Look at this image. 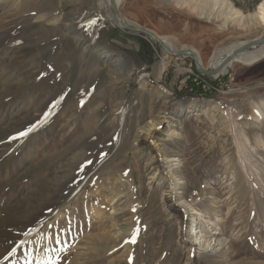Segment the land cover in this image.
I'll return each instance as SVG.
<instances>
[{"label":"rangeland","instance_id":"1","mask_svg":"<svg viewBox=\"0 0 264 264\" xmlns=\"http://www.w3.org/2000/svg\"><path fill=\"white\" fill-rule=\"evenodd\" d=\"M184 1L120 5L158 30L155 10ZM91 3L0 0V264H264V59L171 96L127 71V29ZM205 26L206 68L264 33L222 5Z\"/></svg>","mask_w":264,"mask_h":264},{"label":"crops","instance_id":"2","mask_svg":"<svg viewBox=\"0 0 264 264\" xmlns=\"http://www.w3.org/2000/svg\"><path fill=\"white\" fill-rule=\"evenodd\" d=\"M186 4L167 3L166 8L168 13L165 18H163V14L158 10H155V17L161 21L158 22V30H154L151 27L150 29L161 36L166 35L167 38L169 37L168 41L176 39L177 35H179L185 44L175 46L171 45L168 41L167 43L180 49L183 47L202 48L204 49L202 53L198 51L201 55L206 56L209 51H205V49L214 47L219 38L218 36L211 37L209 34H206L205 24L219 26L221 4ZM228 5L237 8L236 3H228ZM223 6L226 8V5ZM243 6H245V3ZM120 8L124 11L123 13L128 21L131 22L129 15L135 12L134 5L132 3H123V5H120ZM146 27L149 26L146 25ZM120 32V35L118 33L119 37L122 39L127 37L130 41L122 43L120 39H117L114 40L113 46L122 53V57L130 59L127 71L134 76L136 81H140L146 85L154 83L163 86L168 89L171 96H177L179 93L182 95L188 92L186 89H183L185 81H187L183 77H185V69L188 66L193 65L195 67L192 57L175 58L168 56L148 37L127 30H120ZM185 96L188 97L189 94H185Z\"/></svg>","mask_w":264,"mask_h":264},{"label":"bare ground","instance_id":"3","mask_svg":"<svg viewBox=\"0 0 264 264\" xmlns=\"http://www.w3.org/2000/svg\"><path fill=\"white\" fill-rule=\"evenodd\" d=\"M120 1L121 0H117L118 5H120ZM181 1V0H180ZM184 1V0H183ZM94 3H91V5L93 4L95 9L103 13H109V15L111 17L114 18V20L120 24V20L119 18L116 16L113 7L111 5V1L110 0H93ZM194 2H202V3H215V4H221L226 5V10L227 12L232 16V19L235 21V23H237V25L239 26H245V27H254L255 25H264V0H261L259 2V4L257 5V8L254 12L251 13H244L243 11H241L239 8H235L232 5H228V3H232L229 0H185L184 3H194ZM180 3V2H179ZM184 5V4H183ZM188 5V4H186ZM196 5V4H195ZM220 5V6H221ZM214 6V4H213ZM189 8V7H188ZM221 11V10H220ZM224 17V16H223ZM222 17V18H223ZM127 19V18H126ZM226 19V17H225ZM231 19V18H230ZM128 20V19H127ZM229 20H227L228 22ZM233 22V21H232ZM225 23V21H224ZM43 25V24H42ZM159 35V34H158ZM161 36V35H160ZM166 42L168 41L169 37L167 38L166 35L165 36H161ZM249 38H244V39H239L236 40L235 42L231 43L230 45H228L227 47L223 48L222 50H220L217 54H214V56L211 57V62L214 63L213 68L214 67H218L219 65H221V63H223V61L226 59V57L231 54L236 48L240 47L241 45L247 43V41H249ZM169 42V41H168ZM174 48V47H173ZM194 49V48H193ZM195 50L199 53L200 56V52L198 51V49L195 48ZM264 59V45H260V46H256V47H252L244 52L239 53L232 61H230L218 74L216 75H220L222 73H225L229 67L235 65V64H244V65H253L255 63H257L258 61ZM118 61V60H117ZM200 61L202 62V65L205 67L203 60L200 57ZM164 66V64H163ZM206 68V67H205ZM215 75V76H216ZM261 104V103H260ZM259 107L256 106L255 107V111L260 112L259 111ZM256 112V113H257ZM195 114L200 115V111H196ZM170 160H174V159H170ZM200 216V215H199ZM199 216H195L194 217V221H193V226L191 228L192 232L189 233L190 236L193 235H198V226L197 224H195L198 220H199Z\"/></svg>","mask_w":264,"mask_h":264},{"label":"water","instance_id":"4","mask_svg":"<svg viewBox=\"0 0 264 264\" xmlns=\"http://www.w3.org/2000/svg\"><path fill=\"white\" fill-rule=\"evenodd\" d=\"M113 10L116 16L120 20V25L133 32L141 33L150 37L154 41H156L159 46L169 55L172 56H192L194 59V64L198 72L205 74V75H216L218 74L230 61H232L239 53L244 52L252 47L264 45V33L255 38H251L247 43L241 45L240 47L236 48L231 54H229L226 59L219 65L218 67L214 68H205L200 61L199 53L193 48H186V49H177L173 48L172 46L168 45V43L156 32L152 29L142 26L133 24L126 19L122 11L120 10V5H118L117 0H110Z\"/></svg>","mask_w":264,"mask_h":264},{"label":"built area","instance_id":"5","mask_svg":"<svg viewBox=\"0 0 264 264\" xmlns=\"http://www.w3.org/2000/svg\"><path fill=\"white\" fill-rule=\"evenodd\" d=\"M207 77H213L218 79L220 75L207 76L202 73H199L193 66H189L185 69V78L187 80L192 79L196 84L202 86L204 89L209 92H215L218 90V87L211 82H208Z\"/></svg>","mask_w":264,"mask_h":264},{"label":"snow or ice","instance_id":"6","mask_svg":"<svg viewBox=\"0 0 264 264\" xmlns=\"http://www.w3.org/2000/svg\"><path fill=\"white\" fill-rule=\"evenodd\" d=\"M21 135H24V133H22Z\"/></svg>","mask_w":264,"mask_h":264}]
</instances>
